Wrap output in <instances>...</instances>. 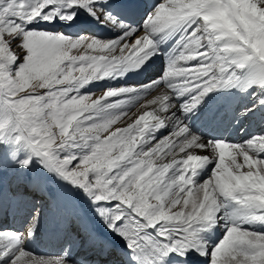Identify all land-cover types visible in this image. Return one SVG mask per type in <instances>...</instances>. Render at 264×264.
<instances>
[{
	"label": "snow or ice",
	"instance_id": "6c2138e0",
	"mask_svg": "<svg viewBox=\"0 0 264 264\" xmlns=\"http://www.w3.org/2000/svg\"><path fill=\"white\" fill-rule=\"evenodd\" d=\"M0 264H264V0H0Z\"/></svg>",
	"mask_w": 264,
	"mask_h": 264
},
{
	"label": "bare ground",
	"instance_id": "6f19581e",
	"mask_svg": "<svg viewBox=\"0 0 264 264\" xmlns=\"http://www.w3.org/2000/svg\"><path fill=\"white\" fill-rule=\"evenodd\" d=\"M58 246V242L55 239H52L50 241L40 243L34 248L41 253H54L58 250Z\"/></svg>",
	"mask_w": 264,
	"mask_h": 264
},
{
	"label": "rangeland",
	"instance_id": "374dc122",
	"mask_svg": "<svg viewBox=\"0 0 264 264\" xmlns=\"http://www.w3.org/2000/svg\"><path fill=\"white\" fill-rule=\"evenodd\" d=\"M33 247H36V245H33Z\"/></svg>",
	"mask_w": 264,
	"mask_h": 264
}]
</instances>
